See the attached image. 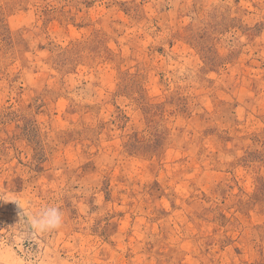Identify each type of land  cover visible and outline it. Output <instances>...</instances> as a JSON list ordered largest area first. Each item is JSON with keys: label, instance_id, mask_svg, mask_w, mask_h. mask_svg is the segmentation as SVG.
Returning a JSON list of instances; mask_svg holds the SVG:
<instances>
[{"label": "rangeland", "instance_id": "374dc122", "mask_svg": "<svg viewBox=\"0 0 264 264\" xmlns=\"http://www.w3.org/2000/svg\"><path fill=\"white\" fill-rule=\"evenodd\" d=\"M0 264H264V0H0Z\"/></svg>", "mask_w": 264, "mask_h": 264}, {"label": "clouds", "instance_id": "9594fccd", "mask_svg": "<svg viewBox=\"0 0 264 264\" xmlns=\"http://www.w3.org/2000/svg\"><path fill=\"white\" fill-rule=\"evenodd\" d=\"M22 210L19 223L26 224L33 236L57 231L63 227L64 216L61 208L58 206L48 205L42 207L35 213L25 210L24 208H22Z\"/></svg>", "mask_w": 264, "mask_h": 264}]
</instances>
